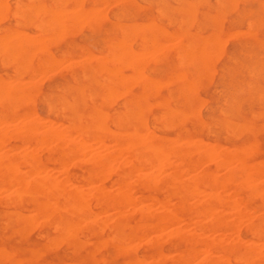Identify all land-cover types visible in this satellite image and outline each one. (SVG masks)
Listing matches in <instances>:
<instances>
[{
    "label": "rangeland",
    "instance_id": "obj_1",
    "mask_svg": "<svg viewBox=\"0 0 264 264\" xmlns=\"http://www.w3.org/2000/svg\"><path fill=\"white\" fill-rule=\"evenodd\" d=\"M0 1H1L0 2V8H1L0 35L4 34L0 38L1 40H4L7 37L6 40H4L7 43H4V41L0 40L1 41L0 49H3L4 46L9 45L7 46L8 50L5 49L6 47H4L5 50L4 49L0 50V58H1V55H2L1 59H3V56H4V59L2 61H6L7 57H8L7 60L9 59L6 62H2L0 60L1 61L0 62V78H1L0 81H6L7 82L6 87L10 89L13 88L14 85H16V87L19 88V91L21 93L20 99H18L19 101L18 100L12 101L9 99H4L5 101L3 100L2 106L4 109L6 108L8 111L5 117L0 118L1 122L4 120L2 124L0 123L1 125V128H0V133H1L0 173L3 172L2 173L3 175L0 174V189L2 190V192H0V195H1L0 222L2 223V224L0 223V248L1 247L2 249L4 248L3 251L2 249H0V264H13V261L16 264H33V263L34 264H112V263L113 264H127L128 261H129L128 264H132V257L134 254L136 256L142 257L145 253L149 251V248L146 244V239H147L146 236L149 237L148 236L149 233L148 234L147 232L144 233V231L141 232L140 236L142 240H139L140 242L138 241L132 242V241L125 240V239L116 238V235L114 234L115 230H113L114 228L112 229L111 227L103 228L100 224L97 225L96 220H95L96 222H93L94 219H98V218L101 219L103 217H104L103 219H106V217L108 218L107 215L110 212H112L111 210H109V213L108 211H106L107 213L103 212L104 214H101L99 212L100 211L99 208L97 207V205H95L96 201L94 199L89 201L88 209L91 206L89 211L87 210L86 204L80 203L77 206H73L72 210H68L69 212L65 210L58 214H56V212H46L43 214L40 213L38 215L37 214L33 215L34 212L32 211V209H30V208H33L32 203L29 201L28 198H24L23 200H20L19 198L20 189L16 187L18 186V184L20 185V183L18 181H15L12 176L14 174L17 175L18 173L20 175L22 174L21 177L26 175L24 176V179L26 181L31 182L30 180L33 179L35 174H38V176L39 174H42V175L44 174V176H48V175L54 176L55 175L54 177H56L57 180L62 179V181L65 182V184H67L69 188L73 187V185L75 186V183L76 185L80 184V185H83V187L88 193H91L90 188L95 184L94 182H96L97 184H103L106 188L113 189L114 182L112 181H114L117 178V175L116 174L113 175L112 170H111L112 172L110 170L109 171L105 170L103 172V175H106V176L102 177L103 175L102 176L100 175L99 177H101L102 179L99 178V181H98L97 179H98L99 172H96L97 170H95V172L91 171L92 167H91L89 160H90L91 155L99 158V157L105 156L107 153L109 154V152H112L113 157H115V153L113 152H115L116 150H113V144L116 142V144L118 143L117 144L118 147L119 145L120 146L125 145L124 147L127 146V143H128L127 138H122L120 137V135L122 134L124 128L128 126L129 124H138V121H142L143 123L142 122H139V123L142 124L143 130H146L147 134L149 133V130L151 132L153 131L152 132L153 135L155 137H157V135L161 137V138L159 137L157 138H159V140L161 139V141L164 143L167 142V140L169 141V139L170 140L174 139V137L176 138L178 136L188 135L197 140V141H192L191 143H189V145L192 144L194 146L195 144L197 145L199 143H202V145H204L206 149H217L218 151L226 149V148L227 149L232 148L233 146L248 144L247 146L250 149L249 150L250 154L254 159H264V95H263L264 94L263 92L264 91V83H263L264 80L262 81V79L264 78L263 76V73H264L263 71L264 70V39H263L264 38V0H219V1L218 0H65V1L60 0V2H58L59 0L58 1L56 0L55 1L54 0H36V1L32 0L35 4L31 0H26V1L25 0H0ZM63 1L65 3H63ZM19 3L20 4L22 3L21 4L22 6ZM78 3L79 5H77ZM55 4L60 6L58 9L56 6V10L54 9ZM27 5H28V8H27ZM40 6L42 7L44 12H46V7H48L51 10L48 9V14L47 13L43 14V12H41L42 9H40ZM35 8L36 9L38 8L40 11L37 12L38 10L36 11ZM160 11L163 14H161ZM17 12L20 13L21 15L20 18L18 17L19 14ZM49 12L53 13V14H50L52 18H50ZM77 13L79 14V16ZM204 13L207 18L203 16ZM235 13H238V14H235ZM1 15L3 16L2 19H1ZM24 17L26 18L25 20L22 19ZM47 17H49L50 19ZM260 17H261V20H259ZM31 18H33V20H31ZM93 18L94 20H92ZM210 18H212L211 21H210ZM27 19H30V20L27 21ZM51 19L53 22L52 25L55 24L54 27L50 24L52 23ZM66 19L67 21L68 19L70 20L68 23V26L69 24H71L70 28L67 27ZM44 20L48 22H44ZM58 20L60 21V23H62L61 21H63V23L65 22L66 23V24L64 23L65 26L63 23H62V26L60 23H57L56 25L55 22H58ZM24 21H26V25L25 24L23 25V23H25ZM149 21H151L150 22L151 24L149 23ZM14 23L16 24L20 23V25L18 26ZM45 23L50 24L48 26H50L51 28H49ZM148 23L150 26L148 25ZM34 24H37V26L40 27V30L38 27L36 29L35 27L36 25L34 26ZM89 25H91L92 28H90ZM56 26L57 27L59 26L58 29ZM3 28H5L4 31L2 30ZM14 28L19 32L17 33V31H14L13 30ZM160 28L163 29L164 31L162 30L161 32ZM54 29H57V30L55 31ZM10 30H11L12 35H10L11 34ZM49 30L50 31L52 30L53 33H51L52 31L49 32ZM39 31L42 33H40ZM157 31L161 32L162 34H160ZM238 33H244V34H238ZM48 35L50 36L49 38H51L52 36L55 38L56 36L55 41L53 37L50 40V42L53 41L52 42L53 44L49 42ZM143 35L145 37H143ZM20 37H23L24 39H28L27 41H29V44H28L30 46L29 48L33 49V50L31 49L32 52L29 55L30 57L27 56L28 58H26V61L24 60L25 58H21V56H18V53H17L16 58L12 54V46L14 47L16 43L20 42ZM12 38L18 39V42L14 39L12 40ZM146 38H149V39L147 40ZM30 39L32 40L31 43H30ZM146 40L147 42H144ZM213 40L218 41V43L217 42L214 43ZM33 41H34L33 45H30L32 44ZM189 41L190 43H188ZM13 42H15V44ZM110 43H111V46H110ZM114 43L116 45L115 47H117L116 51L114 50L115 48H113ZM142 44L146 46V48L148 49L144 48ZM36 45H40V46H36ZM34 46L36 48H34ZM160 47L163 49H161ZM216 47L217 48L220 47V48L216 50ZM210 48H213V50ZM10 49H11V53H10ZM80 49H82V51ZM118 49L119 50L122 49L120 53H118L119 52ZM143 49L144 50L146 49L145 52ZM6 50H7V54H6L7 56L4 54L6 53ZM177 50H178V53H177ZM1 51L3 53H1ZM40 51L43 53H40ZM113 51L115 52V56L112 55ZM150 51H151V55L149 53ZM34 52L35 53L37 52V53L35 54ZM49 52L51 55L49 54ZM141 52L142 54L144 53L143 56L144 57L146 56L145 58L142 56ZM158 52L160 54L163 53V56H160ZM184 53H186V55H184ZM118 54L120 57H124V58L120 59ZM124 54H127V55L129 54V56L126 55L129 58L125 59ZM131 54H132V57H131ZM39 55H40V58L37 59V56ZM109 55L110 56L112 55V57L114 58L112 59L111 57L109 59L108 58L110 57ZM195 55H196V58H195ZM52 57H53V60L50 59ZM98 57H99V60H98ZM103 57L104 59L101 61V58ZM139 57L143 58L141 59L142 61L144 60L143 63L139 60ZM29 58L32 60L30 61ZM47 58H49L48 62L46 61ZM89 58H92V59H89ZM22 59L23 61H25L26 63L28 62V63L26 64L25 62H20L22 61ZM108 59L111 60L112 62L111 63L110 61L108 62ZM145 59L146 60L148 59L146 63H145ZM41 60H44V62ZM85 60H88V61L85 62ZM96 60H98L100 64L96 62ZM114 60L115 62H113ZM116 60H118L119 62L122 61V63H119ZM36 61L39 62L38 66H37V63H34ZM131 61L132 62L134 61V63L139 66L138 68L140 70H137V73L140 72L138 75H140L141 77L139 76V78L144 81L143 85L149 82L150 85L147 83L149 86L148 87L146 86L147 87V88L145 87L146 89L141 85L142 80L140 81L139 79L137 80L138 76L136 72H135V75L137 78H134L133 80L131 79V81L125 79L127 83L131 84L132 87L130 88H128L129 84L127 85L125 81H122V84H120V82L115 83L113 81V80H116L113 75L115 71L119 70L118 72H121L122 74L124 73L126 75L128 73L129 75L133 74L130 68L128 67L129 64H132ZM8 62H11V63H8ZM138 62L139 64H137ZM178 62H180L179 65H178ZM5 63H7L8 65L7 64H6L7 66L3 65ZM21 63H25V67L23 66L24 64L21 65ZM140 63L144 65L141 66ZM98 64L99 65L102 64L101 65L102 68H100L102 69L101 70L102 72L99 70ZM112 64H114L115 66ZM28 65L29 67H27ZM70 66L72 67L70 68ZM103 66L105 67L103 68ZM94 68H96V71H94L95 70ZM104 69H106V71H104ZM14 70L16 73L14 72ZM45 70H47L48 72ZM4 71L8 73L6 77H5L6 74ZM34 71H37V72H35L34 74ZM71 71H74V72H71ZM70 73L74 76H72ZM179 73H182V76L179 75ZM174 75H175V81L174 79L173 80L171 79L172 81H170L169 77L172 78V76ZM252 75H254L253 78H252ZM10 77H15V78L10 79ZM73 77H75V79ZM87 77H88V80L90 81L87 80ZM182 77H183V80H182ZM110 78H113V80L111 81ZM150 78H152L153 80H151ZM184 80L187 81L188 83L185 82ZM159 81H162L160 82V85H161L160 87L162 88L157 87L158 89L155 90L156 86H154L155 85L154 83H156V85L158 86ZM101 82L103 86L101 85ZM133 82H136L134 83L135 85L133 84ZM109 83L110 85L111 84L112 85L109 86V90H108L107 85H109ZM161 83L167 86H164ZM237 83H239V86ZM249 83L250 85H248ZM124 85H125V88L123 87ZM151 85H153L152 88L150 87ZM141 86L144 90H142ZM104 87L105 89H107L106 91L104 90ZM153 87L155 88L153 89ZM188 87L190 88V90ZM111 88L118 90V92L121 93L123 96L122 95L119 96L120 94L117 93V91H114L115 94L112 95L111 91H113L114 89H111ZM149 88H151V90ZM183 88L185 92H182ZM149 90L150 92L152 91L151 92L152 94L149 92ZM124 91H127V94ZM168 91H171L169 92V95H168ZM179 91H180V98L177 97L179 94L178 93ZM104 92H106L105 94L108 95L107 98H106L107 95L103 97ZM145 92L147 93L144 94ZM88 93H90L91 96ZM260 93L261 94L263 93L262 97L260 96L261 98H258L257 96H259ZM118 96L120 99L118 98ZM184 96L186 98L188 97L189 99L188 98L186 99ZM111 97L114 99H112ZM89 98H91V101ZM102 98L104 99L111 98L112 102L110 100H107V101L105 100V102L103 101L104 102L103 103L101 101ZM131 99L133 102L131 101L130 103ZM97 102L99 103L102 102V103L99 105V103ZM123 102L124 104H122ZM200 102L201 104H199ZM157 104H160V105L158 106ZM259 104L261 105V107ZM124 105L129 108L125 109L126 107L124 108ZM144 106L146 107V109ZM140 107H142V109ZM168 108L172 111L169 112ZM94 109H95V112L97 111L95 114H97L99 110L102 117L100 116V113H98L97 118H96V115H94L95 119L92 118L93 115L91 114H94L93 113ZM194 109L197 111L195 112ZM135 110L137 112L139 110H142V112L139 111L137 114L141 112L140 115L135 116L136 115L134 114L136 113ZM165 110H167L170 115H167L165 113L166 117L161 115V118H162L161 119L159 113L162 112L164 115ZM180 111H182L181 112L182 115ZM188 111H192V112H188ZM171 112H174V113H171ZM131 113L133 114V116H130ZM61 114L64 116H62ZM116 114H119V115L121 114L120 115L121 118L120 117L117 118L118 116ZM251 114L253 116H250ZM178 115L180 118L178 117ZM232 115H235V116L232 117ZM98 116L100 117L98 118ZM153 116H155V118L157 119L155 120ZM168 117H169V121H168ZM100 118L101 119L103 118V121L101 120V124H103L102 129L100 128V123H99ZM134 118L136 120H133ZM48 119L50 121H47ZM118 119H119V126L117 124H112L115 121H116L115 123H118ZM95 120H99V121L96 122ZM175 120H178L179 122L176 124L174 123ZM68 121L69 122L73 121L76 125L85 128L87 130V133L80 136L81 134H79L78 132H77L78 134L73 130L70 132V128H68L69 126L68 127L66 126L70 124ZM155 121H158V122H155ZM19 122H21V124L35 123L38 125L39 128L41 127L40 125L41 122L42 124L47 125V127L45 125H42V127L45 126L46 128L41 127L40 130L42 129L47 130L53 126L52 128L54 130L57 129L56 131L62 133V136L60 139L61 144L65 141L64 140L65 134L70 133L72 134L71 138L74 143H78L77 141L80 142L79 144L84 142V151L82 152L81 150L79 154L78 153L76 154L74 152L71 154L72 151H70L68 152L70 155L67 153V150L65 151V153H62L63 149L61 148L60 150V147L56 146V142L52 138L48 140H52L53 144L55 143L54 147L51 141H49V143L48 142L46 143V147L34 146L35 143H33L32 141L33 137L29 141H27L24 138L22 139L19 137L20 135H22L19 129L20 128ZM3 123H5L7 128L6 126L4 127ZM92 123L94 127H92ZM170 123H171V126H170ZM173 123L176 125L173 126L172 125ZM226 123H228V125H225ZM85 125L86 127H84ZM114 125H116V127ZM163 125L164 127H166L167 125V127L164 128ZM200 125L201 127H199ZM203 125H205V127ZM230 126L231 127L233 126L232 130L229 129ZM15 127L18 128L19 130L16 129ZM88 127H89V130H88ZM238 127L240 128V130ZM202 128H205V130H203ZM14 129H16L15 130L16 132L17 130L19 131L17 133L18 134L17 136H15V134H12ZM96 130L99 131L100 133L96 135V136L100 135L99 137L100 139L94 136V134H96ZM102 130L105 131L104 136L101 135L103 134ZM200 130L201 132H199ZM227 130L229 132H227ZM110 131L113 132V133L111 132L112 135L110 134ZM91 132L93 135H91ZM115 132H117V137L119 138L115 136L116 138L114 141L113 135L116 134ZM226 132L228 135L226 134ZM230 132L231 134L233 133V135H230L229 134ZM10 134L12 135V137ZM3 135H4L3 138L7 140V141L4 140L5 144L4 142H2ZM7 135H8V138H7ZM111 136H113V138H111ZM168 137H173V138H168ZM112 141L114 142L112 143ZM180 141H181L180 144H184L183 139H181ZM250 142H253L252 147L253 149H255L254 151L252 147H250V145H252ZM49 144L50 146L52 145L51 148H53V150L55 149V152L51 151L52 149L50 148ZM117 146L115 147V149L118 148ZM254 146H256V148ZM47 147L50 150H48ZM7 148H9V152L7 151ZM44 148H47V149H45L44 151ZM58 151L59 152L62 151L61 156L63 158L60 156H57V155H60L58 154ZM252 151L253 153H251ZM6 152H8L7 153L8 156H6ZM126 154L127 153L125 154L122 153L121 155L126 156ZM74 155L76 157L74 158L76 162L72 160L73 159L72 157H74ZM56 160L57 161L59 160V163L61 162V166L60 164H58V162H56ZM62 160L64 161L70 160V161L66 163L67 164L66 165L65 162L64 164L62 163L63 162ZM71 161H74L75 163H80L81 161V163L75 164L74 162H71ZM205 162L209 163L210 161L206 160ZM205 162L204 163L202 162V165L205 164ZM207 163L206 165L202 167L200 166L197 167L196 170L195 169L190 170V173L188 172L189 170L188 171L186 170L187 172H184L186 167L185 166L183 167V165H180L178 168L181 169L180 172L181 174H184L183 175L184 178L188 179L191 177L192 174H199L201 170H204V169L215 170V167H214L215 165L213 162H210L209 164ZM73 164L77 166H74ZM108 165H109L108 167H110L111 164H108ZM8 166H9V169H7ZM62 166L63 167L67 166L68 168L66 167L67 169H65ZM112 166L113 165H111V167ZM45 167H47L48 169ZM229 167H226V168L224 167L222 169L220 168L219 170L216 171L217 181L219 178V181L217 182V188H218V191H221L220 193L223 195L224 193L226 194L230 190L228 191L226 187H223L224 184H221L222 186H220L219 182L225 178L224 176H226V173ZM28 168H31V169L28 170ZM6 169L10 170L11 175L8 173L9 171H7ZM64 169L66 170L65 175H63ZM11 170H15V171H11ZM32 170L33 171L37 170V171L33 174ZM168 170L169 168H166L163 171H160L161 173L160 174L159 171H156V169L149 168L146 170L149 173V175L145 174V176L147 175L146 176L147 178L151 177L152 180L160 179L169 173L170 170L169 171ZM12 172L13 173L15 172V173L13 174ZM27 173H29V178H28ZM107 174L109 177L106 178L105 180V177H107ZM151 174L154 176H152ZM5 175L10 176L9 178H12V181L10 180L11 181L10 183L8 182L9 179H7V176ZM81 175L83 177H81ZM72 178L73 180L69 181ZM82 178L85 180H82ZM254 178L258 181V183L260 182V180L263 182L264 173L260 174V176L259 174L258 176L255 175ZM3 180L5 181L7 186L10 184L9 188L5 185ZM67 181L69 183L71 182V185L67 183ZM12 182H14V184H12ZM16 182H17V185H16ZM92 183L94 184L92 185ZM11 184L15 186H12ZM4 188L5 190L3 191ZM263 188H264L263 185H260V190H262ZM9 189H11V191ZM13 189L15 191L18 190L19 193L14 194L15 191ZM8 192L9 193L11 192L13 196L11 194H10L11 196H9ZM4 193H6L7 196H5ZM15 200H17L18 205ZM198 201H199L198 199L197 201L194 200L195 204L196 202L198 203ZM14 202L16 203L12 204ZM260 203H261V199L259 196L257 197L254 196L250 200V205L256 209L258 208ZM68 204L71 205V202H68ZM2 205L3 207H1ZM139 205L141 206V203H139L138 205L135 204L132 209H135L134 208L135 206L139 208ZM79 207L82 208L81 209L82 211L80 210ZM2 208H3V211H2ZM24 208L28 210H24ZM167 209L172 210V208H170L169 206H167ZM29 210L33 213L31 214ZM76 210H77V213H76ZM90 210H92L93 212ZM14 211H15V214L17 213L16 215L14 213L13 214L10 213ZM17 211H20L24 214L30 213L32 216L30 214L29 216L28 214L27 216L21 215L23 216V218L24 217L27 218L26 221L23 219L18 220V218L20 217L19 214H22V213L17 212ZM70 211H73V212H70ZM96 211L98 212L96 213ZM248 212L251 213L250 210H248ZM256 212H258V214L253 213L255 217L259 216L260 214L259 210H257ZM90 213H92L93 215H96L94 216L93 220H90L93 217ZM88 214H90L91 216H89ZM3 215L5 217H3ZM46 215H47V219H45ZM87 215L89 219L88 221H87ZM99 215H102V216H99ZM81 216L86 217V219L85 218L83 219ZM228 216L229 218L231 217V215L227 214V217ZM7 217L9 218L10 221L8 220ZM48 217H50V219H48ZM39 218L41 219L39 220ZM110 218L112 219L110 222H112L114 220V217L112 216ZM208 218L209 217L204 216L203 220L208 222ZM38 220H39V223H41L42 221L41 225L44 224L43 223L44 220L45 222L47 221L48 222L45 223V225L42 226V229H41V227H36V225L39 224ZM69 222L71 223L70 226H69L70 224ZM89 222H92L90 223V225L91 224L93 225L89 226L88 225ZM50 223H51V226L48 225L49 226L48 227L47 224H50ZM63 223H64V226H63ZM26 224H28V227L32 225V228H34L35 226V229H32L31 227L27 228L25 226ZM59 224H62L61 227ZM17 225H20V226H17ZM3 226L5 229L3 228ZM22 226L24 227L25 231H27L26 233L23 231L24 229L22 230V228H20ZM53 226H54V229H53ZM65 226L67 228H65ZM247 226H249L248 223L240 224V228L238 227V229H236L234 232H230L227 235H225L224 239L227 242H231V243L239 239H242V240L244 239V241H246L247 243H252L256 245H258V243L260 244V239L258 237L252 236L250 232L248 231ZM17 227H19V229ZM164 227L165 229L164 228L162 229L163 233L161 232V230L157 231L158 234H160V232L163 234V237H161L162 239L160 241L161 243L159 242L158 247L165 254H167L168 258L165 259L167 260L166 262L164 260V262L160 264H170L172 261V258L175 257L179 252H182L191 247H196V248L199 247L198 249L199 252L201 251V249L203 251L204 248H201L200 244L192 246V244L190 243L186 242L185 244V241L177 240L178 238L174 237L173 235L172 237H170L169 235L172 234L171 231H173L171 228L172 226L167 225ZM63 228L65 230L68 229L67 232L64 231ZM69 228L71 230H69ZM75 228L78 229V231L76 230L78 234L73 232V229ZM10 229L12 231H14L15 229V231L12 232L10 231ZM17 229L20 230V232ZM79 229L80 231H82L81 229H83L84 231L80 232ZM169 229L171 232L170 234H168ZM99 230L101 231V233ZM94 231L97 233H94ZM194 231L197 234H201V235L204 234L203 236H206L212 239L216 238L217 233H218V232H210V231H205V230L201 231L198 229ZM72 232L73 234H71ZM165 232H166V235H165ZM22 233L27 234V236L24 237L25 234H22ZM89 233H90V237H89ZM60 234L63 235V238L60 237ZM70 234L71 236L73 237L76 236V237L72 239ZM79 234H81V236ZM143 234H146V235H143ZM4 236L7 238H5ZM96 237H97V240H96ZM107 237H111V239H113V242L112 240L107 239ZM79 238H80L81 243L79 242ZM114 238H116L117 240ZM48 239L50 241H48ZM53 239H56L55 240L56 245H55V242H53V247L55 245V247L57 246V248L55 247L53 248L51 244L48 245L49 243H52L51 240ZM90 241H92V243ZM72 243L76 246L74 247ZM46 244L50 246L52 249L50 247L46 248L45 247ZM104 244L106 245L105 249H104ZM119 245H121L122 247H120ZM123 247L125 249H121ZM133 248H135V250ZM96 249H98L99 252ZM5 250L6 252H4ZM25 250L26 252H24ZM123 250H125V254L122 252ZM40 251L41 253L44 252V254L42 253L43 255H41ZM9 252L13 253L14 255L11 253L9 254ZM100 252H103V253H100ZM207 253L210 255H217L216 251L209 252L206 249H204L203 252L197 253L189 261L188 264H194V263L202 264L201 259L203 255L205 256ZM113 254H115V256ZM101 256L103 259L101 258ZM23 258L24 260L20 261ZM150 261H151L150 259H145V264L146 263L155 264V263H151ZM230 263L238 264L233 259L230 260Z\"/></svg>",
    "mask_w": 264,
    "mask_h": 264
},
{
    "label": "bare ground",
    "instance_id": "obj_2",
    "mask_svg": "<svg viewBox=\"0 0 264 264\" xmlns=\"http://www.w3.org/2000/svg\"><path fill=\"white\" fill-rule=\"evenodd\" d=\"M26 1V0H25ZM32 1V0H31ZM36 1V0H35ZM55 1V0H54ZM56 1H58V0H56ZM65 1V0H64ZM63 1V3H65ZM219 1V0H218ZM1 2V1H0ZM3 2V1H2ZM20 2V1H19ZM33 2V1H32ZM50 2H52V1H50ZM58 2H60V0L58 1ZM62 2V1H61ZM113 2V1H112ZM31 3V2H30ZM34 3V2H33ZM56 3V2H55ZM135 3V2H134ZM177 3H179V2H177ZM2 4V3H1ZM20 4V3H19ZM22 4V3H21ZM20 4V5H21ZM29 4V3H28ZM32 4V3H31ZM35 4V3H34ZM61 4V3H60ZM221 4V3H220ZM37 5V4H36ZM41 5V4H40ZM77 5H79V3L77 4ZM135 5V4H134ZM22 6V5H21ZM39 6V5H38ZM55 6V10H56V6H57V9L60 7V6H58V5H54ZM35 7V6H34ZM42 7H43V5H42ZM42 7L40 6V9H42ZM137 7V6H136ZM27 8H28V5H27ZM39 8V7H38ZM36 9V11L37 12H39L40 10L39 9ZM52 8V7H51ZM26 9V8H25ZM30 9V8H29ZM34 9V10H35ZM48 7H46V12H44L43 11V9H42V11L41 12H43V14L44 13H47L48 14ZM53 9V8H52ZM17 10V9H16ZM49 10H51V9H49ZM157 10V9H156ZM181 10V9H180ZM184 10V9H183ZM0 11H1V8H0ZM18 11V10H17ZM159 11V10H158ZM185 11V10H184ZM261 11H263V10H261ZM5 12V11H4ZM3 12V13H4ZM36 12V13H37ZM51 12V11H50ZM49 12V16H50V14H53V13H50ZM52 12H53V10H52ZM78 12V11H77ZM18 13V12H17ZM17 13H16V15H17ZM22 13V12H21ZM33 13V12H32ZM55 13V12H54ZM160 13L161 14H163L161 11H160ZM5 14V13H4ZM19 15H18V17L20 18L21 17V15H20V13H18ZM56 14V13H55ZM58 14V13H57ZM78 14V13H77ZM235 14H238V13H235ZM3 15V14H2ZM1 15V19H2V16ZM93 15V14H92ZM91 15V16H92ZM115 15V14H114ZM56 16V15H55ZM54 16V17H55ZM77 16V15H76ZM78 16H79V14H78ZM90 16V17H91ZM203 16H205V13H204V15ZM17 17V16H16ZM42 17V16H41ZM57 17V16H56ZM89 17V18H90ZM93 17V16H92ZM114 17V16H113ZM206 17V16H205ZM239 17H240V15H239ZM47 18H49V17H47ZM50 18H52V16H50ZM49 18V19H50ZM58 18V17H57ZM96 18V17H95ZM207 18V17H206ZM22 19H26L25 17L24 18H22ZM70 19V18H69ZM68 19V21H67V19H66V21H67V27L68 28H70V26H71V24H69V26H68V23H69V20ZM116 19V18H115ZM187 19V18H186ZM211 19L212 18H210V21H211ZM257 19H258V17H257ZM30 19H27V21H29ZM31 20H33V18H31ZM53 20H54V18H53ZM92 20H94V18L92 19ZM168 20V19H167ZM170 20V19H169ZM180 20V19H179ZM259 20H261V17H260V19ZM258 20V21H259ZM1 21V20H0ZM18 21V20H17ZM17 21H16V23H17ZM57 21V20H56ZM153 21V20H152ZM155 21V20H154ZM181 21V20H180ZM190 21V20H189ZM25 23H23V25L25 24L26 25V21H24ZM44 22H48V21H46V20H44ZM51 22H52V19H51ZM62 23H63V21H61ZM151 21H149V23H150ZM156 22V21H155ZM170 22V21H169ZM242 22V21H241ZM254 22H255V20H254ZM16 23H14V24H16ZM56 23V25H57V23H60V21L58 20V22H55ZM62 23H60L61 24V26H62ZM65 23V22H64ZM63 23V24H64ZM90 23V22H89ZM116 23V22H115ZM149 23H148V25H149ZM154 23V22H153ZM168 23V22H167ZM187 23H189V22H187ZM253 23V22H252ZM47 26L48 25H52L53 24V22L52 23H50V24H48V23H45ZM60 24H59V26H60ZM66 24V23H65ZM65 24H64V26H65ZM119 24V23H118ZM151 24V23H150ZM241 24V23H240ZM16 25H20V23H18V24H16ZM36 25V26H35ZM169 25H171V24H169ZM169 25H168V27H169ZM179 25V24H178ZM197 25V24H196ZM34 26L36 27V29H37V24H34ZM53 27L55 26V24L54 25H52ZM58 26V27H59ZM73 26V25H72ZM90 26V28H92L91 27V25H89ZM150 26V25H149ZM159 26V25H158ZM49 28H51L50 26H48ZM57 27V26H56ZM58 27H57V29H58ZM128 27V26H127ZM153 27V26H152ZM156 27V26H155ZM155 27H154V29H155ZM161 27V26H160ZM179 27V26H178ZM7 28V27H6ZM34 28V27H33ZM39 28V30H40V27H38ZM65 28V27H64ZM67 28V29H68ZM73 28V27H72ZM113 28V27H112ZM123 28V27H122ZM8 29V28H7ZM57 29H54L55 31L57 30ZM89 29V28H88ZM120 29V28H119ZM158 29V28H157ZM3 31L5 30V28H3L2 29ZM1 30V31H2ZM14 31H17L15 28L13 29ZM121 30V29H120ZM143 30H145V29H143ZM159 30V29H158ZM160 30H161V32H162V30L163 29H161L160 28ZM14 31H13V33H14ZM52 31V30H51ZM50 30H49V32H51ZM55 31H54V33H55ZM111 31H112V29H111ZM141 31H142V29H141ZM164 31V30H163ZM6 32V31H5ZM19 31H17V33H18ZM40 32V31H39ZM42 32H43V30H42ZM42 32H40V33H42ZM44 32H46V31H44ZM61 32V31H60ZM136 32V31H135ZM157 32H159V31H157ZM161 32H159L160 34H162ZM239 32V31H238ZM3 33V32H2ZM1 33V34H2ZM10 33H11V30H10ZM36 33H38V32H36ZM35 33V34H36ZM46 33H48V32H46ZM51 33H53V31L51 32ZM64 33V32H63ZM122 33V32H121ZM144 33V32H143ZM146 33V32H145ZM165 33V32H164ZM167 33V32H166ZM214 33V32H213ZM7 34V33H6ZM59 34V33H58ZM62 34V33H61ZM238 34H244V33H238ZM2 35H4V34H2ZM2 35H0V37H2ZM8 35V34H7ZM6 35V36H7ZM10 35H12V33L10 34ZM23 35V34H22ZM26 35V34H25ZM40 35V34H39ZM51 35V34H50ZM54 35H56V34H54ZM72 35V34H71ZM138 35V34H137ZM159 35V34H158ZM16 36V35H15ZM20 36V35H19ZM46 36V35H45ZM64 36V35H63ZM65 36H66V34H65ZM136 36V35H135ZM11 37V36H10ZM27 37V36H26ZM50 36L48 35V40H49V42H50V40H51V38L53 37H51V38H49ZM122 37V36H121ZM143 37H145L144 35H143ZM182 37V36H181ZM4 38H5V36H4ZM7 38V37H6ZM6 38L4 39V40H6ZM18 38V37H17ZM38 38V37H37ZM58 38V37H57ZM210 38V37H209ZM263 38V37H262ZM11 39V38H10ZM14 38H12V40H13ZM39 39V38H38ZM53 39H54V41H55V39H56V36H55V38L53 37ZM143 39V38H142ZM147 40L149 39V38H146ZM178 39V38H177ZM206 39V38H205ZM208 39V38H207ZM224 39V38H223ZM264 39V38H263ZM0 40H1V38H0ZM4 40H1V41H4ZM14 40H16L17 42H18V39H14ZM28 39H24L23 37H20V42H18V43H16L15 44V42H13L14 44H15V46L13 47L12 46V54L14 55V57L16 58V56H17V53H18V56H21V58H25L24 60L26 61V58H28V57H30L29 55H30V53L32 52L31 51V49L32 48H29L30 46L28 45L29 44V41H27ZM35 40V39H34ZM47 40V41H48ZM107 40V39H106ZM140 40V39H139ZM147 40L146 41H144V42H147ZM218 40V39H217ZM226 40V39H225ZM0 41V42H1ZM27 41V42H26ZM31 39H30V43H31ZM43 41V40H42ZM57 41V40H56ZM143 41V40H142ZM203 41V40H202ZM214 41V40H213ZM12 42V41H11ZM11 42H10V44H11ZM38 42V41H37ZM53 41H51L50 43L51 44H53L52 43ZM178 42H180V41H178ZM215 42H217L218 43V41H214V43ZM4 43H7V42H5L4 41ZM33 43H34V41L32 42V44H30V45H33ZM46 43H48V42H46ZM50 43H48V44H50ZM129 43V42H128ZM188 43H190V41L188 42ZM188 43H186V44H188ZM209 43V42H208ZM217 43H216V45H217ZM2 44V43H1ZM27 44V45H26ZM38 44V43H37ZM39 44H41V43H39ZM123 44V43H122ZM179 44V43H178ZM192 44V43H191ZM210 44V43H209ZM4 45V44H3ZM109 45V44H108ZM143 45V44H142ZM141 45V46H142ZM169 45V44H168ZM167 45V46H168ZM180 45V44H179ZM215 45V46H216ZM7 46H9V45H6V46H4V47H6L5 49H7ZM28 46V47H27ZM36 46H40V45H36ZM110 46H111V43H110ZM114 46V47H113ZM113 48H115L114 50L116 51V48L117 47H115L116 45H115V43L113 44ZM144 46V45H143ZM142 46V47H143ZM171 46V45H170ZM187 46V45H186ZM214 46V47H215ZM255 46V45H254ZM257 46H259V45H257ZM4 47H3V49H4ZM155 47V46H154ZM199 47V46H198ZM213 47V46H212ZM218 47V46H217ZM216 47V50L217 49H219V48H217ZM253 47V46H252ZM1 48V47H0ZM34 48H36L35 46H34ZM123 48V47H122ZM141 48V47H140ZM144 48H146V46H144ZM161 48V47H160ZM255 48V47H254ZM3 49H0V50H3ZM4 49V50H5ZM130 49V48H129ZM142 49V48H141ZM146 49H148V48H146ZM145 49V50H146ZM156 49V48H155ZM161 49H163V48H161ZM169 49V48H168ZM210 49H212L213 50V48H210ZM258 49V48H257ZM8 50V49H7ZM7 50H6V53H4L5 55L7 54ZM33 50V49H32ZM81 51H82V49H80ZM107 50H108V48H107ZM122 49H118V53H120V51H121ZM125 50V49H124ZM144 50V49H143ZM145 50H144V52H145ZM157 50V49H156ZM164 50H166V49H164ZM170 50V49H169ZM186 50V49H185ZM188 50V49H187ZM195 50V49H194ZM45 51V50H44ZM111 51V50H110ZM127 51V50H126ZM189 51H191V50H189ZM196 51H197V49H196ZM196 51H195V53H196ZM108 52V51H107ZM114 52V51H113ZM113 52H112V55H114L115 56V52H114V54H113ZM128 52V51H127ZM163 52V51H162ZM242 52V51H241ZM1 53H3L2 51H1ZM10 53H11V49H10ZM35 53V52H34ZM37 53V52H36ZM35 53V54H36ZM40 53H43V52H41L40 51ZM132 53V52H131ZM150 53V55H151V51L149 52ZM148 53V54H149ZM159 53V52H158ZM177 53H178V50H177ZM209 53H210V51H209ZM208 53V54H209ZM20 54V55H19ZM33 54V53H32ZM49 54H50V52H49ZM106 54V53H105ZM141 54H142V52H141ZM144 54V53H143ZM143 54H142V56H143ZM162 54V55H161ZM159 53V55L160 56H163V53ZM242 54V53H241ZM34 55V54H33ZM51 55V54H50ZM107 55V54H106ZM112 55L110 56V57H108L109 59L112 57ZM125 55V59L126 58H129V57H127V56H129V54L127 55V54H124ZM127 55V56H126ZM150 55H149V57H150ZM181 55H183V54H181ZM184 55H186V53H184ZM192 55H194V54H192ZM206 55H207V53H206ZM7 56V55H6ZM28 56V57H27ZM118 56H119V54H118ZM142 56H140V57H142ZM87 57V56H86ZM90 57V56H89ZM101 57V56H100ZM131 57H132V54H131ZM139 57V60L143 63V61L141 60V59H143V58H140ZM144 57V56H143ZM146 57V56H145ZM144 57V58H145ZM148 57V56H147ZM187 57V56H186ZM1 58H2V55H1ZM0 58V60L2 61L3 59H4V56H3V59H1ZM8 58V57H7ZM7 58H6V61H8L7 60ZM13 58V57H12ZM32 58V57H31ZM38 58H40V55L39 56H37V59ZM94 58V57H93ZM105 58H107V57H105ZM114 57H112V59H113ZM119 58L121 59V58H124V57H120L119 56ZM195 58H196V55H195ZM249 58H250V56H249ZM46 59V58H45ZM50 59H52L53 60V57L52 58H50ZM89 59H92V58H89ZM95 59V58H94ZM104 59V57L103 58H101V61ZM108 59V62L110 61V63L112 62L111 60H109ZM124 59V60H125ZM149 59H151V58H149ZM29 60L31 61L32 59H30L29 58ZM28 60V61H29ZM48 60H49V58H47V62H48ZM98 60H99V57H98ZM98 60H96V62H98ZM106 60V59H105ZM148 60V59H147ZM146 59H145V63H146V61H147ZM191 60V59H190ZM0 61V62H1ZM6 61H2V62H6ZM25 61H23V59H22V61H20V62H25ZM29 61V62H30ZM41 61H43L44 62V60H41ZM45 61V62H46ZM88 60H85V62H87ZM90 61V60H89ZM117 62H119L118 60H116ZM150 61V60H149ZM212 61V60H211ZM12 62H13V60H12ZM46 62V63H47ZM50 62V61H49ZM105 62V61H104ZM113 62H115V60L113 61ZM127 62V61H126ZM129 62H130V60H129ZM132 62V61H131ZM189 62V61H188ZM8 63H11V62H8ZM26 63V62H25ZM25 63H21V65H23L24 67H25ZM28 63V62H27ZM26 63V64H27ZM34 63H37V66H38V63L39 62H34ZM99 64H100V62H98ZM119 63H122V61L121 62H119ZM179 63L180 62H178V65H179ZM182 63V62H181ZM211 63H213V62H211ZM2 64V63H1ZM7 63H5V64H3V65H6ZM50 64V63H49ZM97 64V63H96ZM95 64V65H96ZM98 64V65H99ZM116 64V63H115ZM126 64V63H125ZM137 64H139V62L137 63ZM141 64V63H140ZM8 65V64H7ZM6 65V66H7ZM102 65V64H101ZM101 65H99V70L101 71L102 69H100V68H102L101 67ZM112 65H114V64H112ZM136 64L134 63V61L132 62V64H129V68H130V70L132 71V73L133 74H130L129 75V73L126 75V74H122L121 72H118V71H115V73L113 74L114 75V78L116 79V80H113V78H110L111 79V81L113 80L115 83H119L120 82V84H122V81H125V79L126 80H130L131 81V79L133 80L134 78H137L136 77V75H135V72L137 73V70H140L138 67V65H136ZM142 65H144V64H141V66ZM81 66V65H80ZM115 66V65H114ZM113 66V67H114ZM181 66V65H180ZM189 66H190V64H189ZM22 67V66H21ZM27 67H29V65L27 66ZM72 66H70V68H71ZM105 66H103V68H104ZM116 67H118V66H116ZM138 69H137V68ZM97 68V67H96ZM96 68H94L95 70L94 71H96ZM127 68V67H126ZM260 68V67H259ZM68 69V68H67ZM107 69H108V67H107ZM117 69V68H116ZM31 70V69H30ZM35 70V69H34ZM83 70V69H82ZM241 70V69H240ZM254 70H256V69H254ZM13 71V70H12ZM40 71V70H39ZM45 71H47V70H45ZM104 71H106V69H104ZM113 71V70H112ZM264 71V70H263ZM262 71V72H263ZM5 72V71H4ZM3 72V73H4ZM14 72H15V70H14ZM35 72H37V71H34V74H35ZM48 72V71H47ZM71 72H74V71H71ZM102 72V71H101ZM139 72V71H138ZM179 72V71H178ZM177 72V73H178ZM16 73V72H15ZM15 73H13V74H15ZM33 73V72H32ZM41 73V72H40ZM107 73V72H106ZM140 73V72H139ZM139 73H137V76H138V78H137V80L139 79V81L140 80H142V79H140L139 78V76L140 75H138ZM148 73V72H147ZM176 73V74H177ZM212 73V72H211ZM251 73V72H250ZM5 77L7 76V72H5ZM71 74V73H70ZM142 74V73H141ZM249 74V73H248ZM38 75V74H37ZM47 75V74H46ZM72 75V74H71ZM112 75V74H111ZM179 75H181L182 76V73H179ZM183 75H184V73H183ZM9 76V75H8ZM13 76V75H12ZM17 76V75H16ZM42 76V75H41ZM72 76H74V75H72ZM143 76V75H142ZM146 76V75H145ZM144 76V77H145ZM248 76V75H247ZM253 76L254 75H252V78H253ZM262 76V75H261ZM263 76H264V73H263ZM141 77V76H140ZM147 77V76H146ZM177 77V76H176ZM178 77H180V76H178ZM3 78V77H2ZM9 78V77H8ZM12 78H15V77H10V79H12ZM43 78H44V76H43ZM74 79H75V77H73ZM170 79V81H172L173 79H174V81H175V75L174 76H172V78L171 77H169ZM255 78H256V76H255ZM5 79V78H4ZM9 79V80H10ZM144 79V78H143ZM151 80H153L152 78H150ZM172 79V80H171ZM179 79V78H178ZM251 79V78H250ZM0 80H1V78H0ZM3 80V79H2ZM6 80V79H5ZM15 80V79H14ZM87 80H88V77H87ZM109 80V79H108ZM136 80V79H135ZM136 80V81H137ZM181 80V79H180ZM182 80H183V77H182ZM191 80H193V79H191ZM264 80V78L262 79V81ZM41 81V80H40ZM88 81H90V80H88ZM87 81V82H88ZM110 81V82H111ZM185 81V80H184ZM199 81V80H198ZM73 82H74V80H73ZM109 82V81H108ZM126 82V81H125ZM160 82H162V81H159V83H158V86L156 85V83H154L155 85L154 86H156V88L155 87H153V89L155 88V90H157L158 88H162V87H160L161 85H160ZM185 82H187V81H185ZM239 82V81H238ZM247 82V81H246ZM251 82V81H250ZM6 81H0V118H2V117H5L6 116V113H7V109L5 108H3V106H2V103H3V100L4 99H9V100H12V101H14V100H18V99H20V91H19V88L18 87H16V85H14L15 86V88H14V86H13V88H8V87H6ZM14 83V82H13ZM37 83V82H36ZM89 83V82H88ZM127 83V82H126ZM131 83V82H130ZM134 83H136V82H133V84ZM143 83H144V81L142 80V86L145 88L146 86L148 87L150 84H149V82H147V83H145V84H147V85H143ZM150 83H152V82H150ZM164 83V82H163ZM163 83H161V84H163ZM188 83V82H187ZM235 83V82H234ZM264 83V82H263ZM129 83H127V85H128ZM170 84V83H169ZM238 84V86H239V83H237ZM243 84V83H242ZM101 85H102V82H101ZM112 85V84H111ZM110 85V83H109V85H107L108 86V90H109V86H111ZM130 85V86H129ZM128 85V88H130V87H132L131 86V84H129ZM135 85V84H134ZM164 86H167V85H165V84H163ZM183 85V84H182ZM188 85V84H187ZM248 85H250V83L248 84ZM247 85V86H248ZM37 86V85H36ZM35 86V87H36ZM90 86V85H89ZM103 86V85H102ZM142 86H141V88H142ZM152 86L153 85H151L150 87L152 88ZM186 86V85H185ZM184 86V87H185ZM20 87V86H19ZM124 88H125V85L123 86ZM127 87V86H126ZM134 87V86H133ZM138 87H139V85H138ZM146 87V88H147ZM158 87V88H157ZM251 87V86H250ZM145 88V89H146ZM151 88H149L150 90H151ZM189 88V87H188ZM90 89V88H89ZM111 89H114V88H111ZM110 89V90H111ZM127 89V88H126ZM153 89H152V91H153ZM187 89V88H186ZM23 90V89H22ZM58 90H59V88H58ZM104 90L106 91L107 89H105V87H104ZM142 90H144L143 88H142ZM150 90H149V92H150ZM189 90H190V88H189ZM30 91V90H29ZM114 91H117V93H119L118 92V90H113V91H111L112 92V95L113 94H115L114 93ZM122 91V90H121ZM130 91V90H129ZM151 91V92H152ZM123 92V91H122ZM126 94H127V91H124ZM150 92V93H151ZM169 92H171V91H168V95H169ZM182 92H185L184 91V88L182 89ZM240 92V91H239ZM264 92V91H263ZM106 92H104V96L103 97H105V95H107V94H105ZM147 92H145L144 94H146ZM149 93V94H150ZM179 94H178V96L177 97H179L180 98V91L178 92ZM88 94H90V93H88ZM120 95L119 96H121L122 94L121 93H119ZM126 94H124V95H126ZM152 94V93H151ZM263 94V93H262ZM262 94L260 93L259 94V96H257L258 98H261L262 97ZM117 95V94H116ZM264 95V94H263ZM90 96H91V94H90ZM89 96V97H90ZM119 96H118V98H119ZM123 96V95H122ZM253 96V95H252ZM261 96V97H260ZM102 97V96H101ZM108 97V95L106 96V98ZM170 97V96H169ZM185 97V96H184ZM104 99V98H102V102L104 101L105 102V100L107 101V100H110L111 102H112V99H114V98H108V99ZM186 98V97H185ZM184 98V99H185ZM188 98V97H187ZM186 98V99H187ZM27 99V98H26ZM47 99V98H46ZM90 99V101H91V98H89ZM116 99H117V97H116ZM120 99V98H119ZM139 99V98H138ZM177 99V98H176ZM189 99V98H188ZM252 99H253V97H252ZM181 100H183V99H181ZM260 100V99H259ZM5 101V100H4ZM19 101V100H18ZM109 101V102H110ZM131 101H132V99L130 100V103H131ZM139 101H141V100H139ZM161 101V100H160ZM166 101V100H165ZM185 101V100H184ZM27 102V101H26ZM101 102V103H102ZM103 102V103H104ZM110 102V103H111ZM133 102V101H132ZM135 102V101H134ZM180 102V101H179ZM93 103V102H92ZM97 103H99V102H97ZM101 103H99V105L101 104ZM110 103H108V104H110ZM140 103V102H139ZM157 103H159V102H157ZM161 103V102H160ZM183 103V102H182ZM181 103V104H182ZM122 104H124V102L122 103ZM135 104V103H134ZM172 104H174V103H172ZM199 104H201V102L199 103ZM198 104V105H199ZM94 105V104H93ZM158 106L160 105V104H157ZM260 105V104H259ZM259 105H258V107H259ZM147 106H148V104H147ZM152 106V105H151ZM126 106L124 105V108H125ZM143 107V106H142ZM142 107H140L141 109H142ZM145 107V106H144ZM157 107V106H156ZM199 107V106H198ZM260 107H261V105H260ZM51 108V107H50ZM127 108H129V107H126L125 109H127ZM151 108V107H150ZM197 108V107H196ZM195 108V109H196ZM138 109V108H137ZM145 109H146V107H145ZM144 109V110H145ZM148 109V108H147ZM191 109V108H190ZM194 109V110H195ZM198 109V108H197ZM259 109V108H258ZM10 110V109H9ZM129 110V109H128ZM194 110H192V111H194ZM94 112V114H91V115H93V117L92 118H94L95 119V116L94 115H96V118H97V114L98 113H100L99 112V110H98V113L97 114H95L96 112H95V109L93 110ZM136 111V110H135ZM139 111H141L142 112V110H139ZM138 111V112H139ZM166 111V112H165ZM164 111V115H163V113L161 114V113H159V115H160V118H161V115L162 116H165L166 117V114L167 115H170L169 114V112L170 111H172V110H170L169 108H168V111L167 110H165ZM192 111H188V112H192ZM197 110H195V112H196ZM221 111V110H220ZM13 112V111H12ZM115 112V111H114ZM137 111H136V113H134V114H136L135 116H137V115H140V113L139 114H137L138 113ZM168 112V113H167ZM178 112V111H177ZM182 111H180V113H181ZM49 113V112H48ZM113 113V112H112ZM122 113H123V111H122ZM166 113V114H165ZM171 113H174V112H171ZM194 113V112H193ZM222 113V112H221ZM175 114H176V112H175ZM196 114V113H195ZM254 114V113H253ZM25 115V114H24ZM56 115V114H55ZM55 115H53V116H55ZM62 115V114H61ZM118 117L117 118H121V114L119 115V114H116ZM181 115H182V113H181ZM190 115V114H189ZM224 115V114H223ZM256 115V114H255ZM62 116H64V115H62ZM100 116L102 117V115H101V113H100ZM100 116H98V118L100 117ZM130 116H133V114L131 113L130 114ZM177 116V115H176ZM175 116V117H176ZM191 116H193V115H191ZM225 116V115H224ZM233 116H235V115H232V117ZM250 116H253L252 114L250 115ZM178 117H179V115H178ZM177 117V118H178ZM187 117V116H186ZM254 117H256V116H254ZM20 118V117H19ZM18 118V119H19ZM103 118H104V116H103ZM103 118L101 119H99V120H95L96 122L97 121H99V123H100V128L102 129V125L103 124H101V120L103 121ZM137 118V117H136ZM153 118H155V116H153ZM180 118V117H179ZM63 119V118H62ZM157 118H155V120H156ZM162 119V118H161ZM160 119V120H161ZM166 119V118H165ZM174 119H176V118H174ZM234 119H235V117H234ZM3 120V119H2ZM105 120V119H104ZM133 120H136L135 118L133 119ZM148 120V119H147ZM160 120H158V121H160ZM4 121V120H3ZM2 121V122H3ZM24 121V120H23ZM41 121V120H40ZM42 121H44V120H42ZM47 121H50L49 119L47 120ZM84 121V120H83ZM86 121V120H85ZM106 121V120H105ZM110 121V120H109ZM112 121H113V119H112ZM158 121H155V122H158ZM168 121H169V117H168ZM167 121V122H168ZM2 122H1V120H0V123L2 124ZM8 122V121H7ZM36 122V121H35ZM69 122V121H68ZM92 122H94V121H92ZM116 122V121H115ZM112 123V124H117L118 126H119V119H118V123ZM139 122H142V121H138V124H129L128 126H126L125 128H124V130H123V132H122V134L120 135V137H122V138H127V140H128V143H127V146L126 147H124L123 145L122 146H120L119 145V147L117 146V144H116V142L113 144V150H116L115 152H113V153H115V157H113V154H112V152H109V154L107 153L105 156H103V157H99V158H97V157H95V156H90V160H89V162H90V164H91V167H92V169H91V171L92 172H95V170H97L96 172H99L98 173V181H99V178H101V177H99L100 175L102 176L103 175V172L105 171V170H112L111 172L113 173V175L114 174H116L117 175V178L114 180V181H112V182H114L113 183V185H114V188L113 189H110V188H106L103 184H97L96 182H94L95 184H97V185H95L94 183H92V187L90 188V190H91V193H88L86 190H85V188L83 187V185H76V183H75V186L73 185V187H71V188H69L68 186H67V184H65V182H63L62 181V179L61 180H57L56 179V177H54V176H52V175H48V176H44V174L42 175V174H39V176H38V174H35L34 175V177H33V179H31L30 181L31 182H29V181H26L25 179H24V176H26V175H24L23 177H21V175L18 173L17 175L16 174H14L13 172V174L14 175H12L13 176V178H14V180L15 181H18L19 183H20V185L18 184V186H16L17 188H19L20 190V200H23L24 198H28L29 199V201L32 203V206H33V208H30V209H32V211L34 212H31L30 210H29V212H31V214L33 213V215H35V214H43V213H46V212H56V214H58V213H60V212H62V211H65V210H72L73 208V206H77L78 204H86V207H87V210L89 211V209L91 208V206H90V208L88 209V205H89V201H91L92 199H94L95 201H96V203H95V205H97V207L99 208V212L101 213V214H104L103 212H105V213H107L106 211H108V213H109V210H111L112 212H110L107 216H108V218L106 217V219H103V218H101V219H99L98 217L99 216H102V215H99L97 218L98 219H94L93 220V218H94V216H96V215H93L92 213H90L93 217H92V219H90V220H93V222H96L97 221V225L98 224H100L103 228H105V227H111V229L112 228H114L113 230H115V232H114V234L116 235V238H119V239H125V240H129V241H138V242H140L139 240H142L141 239V232H143L144 231V233L145 232H147V234L149 233V237H147L146 236V244H147V246H148V248H149V251L147 252V253H145L142 257H139V256H136L135 254L133 255V257H132V264H145V259H150L151 261V263H155V264H160V263H163L164 262V260L165 259H167L168 257H167V254H165L159 247H158V245H159V242L161 241V237H163V232H162V229L164 228L165 229V227L164 226H172L171 228H172V230L173 231H171L172 232V234H170L171 232H170V229L168 230L169 231V233L168 234H170L169 236L170 237H172V235L174 236V237H176V238H178L177 240H181V241H185V244H186V242L187 243H190V244H192V246H194V245H197V244H200V247L201 248H204V249H206L207 251H209V252H211V251H216L217 252V255H210V254H206L205 256L203 255V257H202V259H201V263L202 264H231L230 263V260L231 259H233L234 261H236L238 264H264V251H263V247H264V188L262 189V190H260V185H263V187H264V181L262 182L261 180H260V182L258 183V181L254 178V176L256 175V176H258V174H259V176H260V174H263L264 173V159H254L252 156H251V154H250V149H249V147L247 146V145H239V146H233L232 148H226V149H223V150H217V149H206V147L204 146V145H202V143H199V144H195L194 146L191 144V145H189V143H191L192 141H197L195 138H192V137H190V136H188V135H185V136H178V137H174V139H172V140H170L169 139V141L167 140V142H162L161 141V139L159 140V138H161V137H159L155 132V134L157 135V137H159V138H157V137H155L154 135H153V131L151 132L150 130H149V133L147 134L146 133V130H143V127H142V124H140ZM164 122H165V120H164ZM172 122H173V120H172ZM179 121L178 120H175V122L174 123H178ZM199 122V121H198ZM20 123V132L22 133V135H20L19 137L20 138H24V139H26L27 141H29L30 139H32V137H33V139H32V141H33V143H35V145L34 146H38V147H46V143L48 142L49 143V141H51V143H52V140H48V139H54L55 140V142H56V146H59L60 147V150H61V148L63 149L61 152L62 153H65V151L67 150V153L68 152H70V151H72L71 152V154L74 152V153H78L79 154V152L82 150V152L84 151V142L83 143H81V144H79L80 142L79 141H77L78 143H74L73 141H72V134H70V133H67V134H65V136H64V142L61 144V141H60V139H61V136H62V133H60V132H58V131H56L57 129H53L52 127H50L49 125V129H47V130H40V128L42 127V125H45V124H42V122H41V127L39 128L38 127V125L37 124H35V123H27V124H21V122H19ZM70 124H68V125H66L68 128H70V132L73 130V131H75L76 133L78 132L79 134H81L80 136H82V135H84V134H86L87 133V130L85 129V128H83V127H81V126H78V125H76L73 121L72 122H69ZM85 123V122H84ZM143 123V122H142ZM147 123V122H146ZM172 124L173 126H175L176 124ZM237 123V122H236ZM4 124V127L6 126L5 125V123H3ZM16 124V123H15ZM47 124V123H46ZM58 124V123H57ZM86 124H88V123H86ZM96 124V123H95ZM164 124V123H163ZM179 124H181V123H179ZM232 124V123H231ZM18 125V124H17ZM16 125V126H17ZM53 125V124H52ZM165 125V124H164ZM164 125H163V127H164ZM199 125V124H198ZM197 125V126H198ZM202 125V124H201ZM201 125L199 126V127H201ZM208 125V124H207ZM225 125H228V123H226ZM15 126V125H14ZM46 127H47V125H45ZM45 126H43V127H45ZM88 126H90V125H88ZM105 126V125H104ZM115 127H116V125H114ZM117 126V127H118ZM143 126H144V124H143ZM146 126H147V124H146ZM153 126V125H152ZM155 126V125H154ZM168 126H169V124H168ZM170 126H171V123H170ZM204 127H205V125H203ZM215 126V125H214ZM216 126H218V125H216ZM236 126V125H235ZM234 126V127H235ZM42 127V128H43ZM45 127V128H46ZM56 127V126H55ZM84 127H86V125L84 126ZM92 127H94V125H93V123H92ZM91 127V128H92ZM109 127V126H108ZM157 127V126H156ZM166 127H167V125H166ZM166 127H164V128H166ZM209 127H210V125H209ZM226 127V126H225ZM0 128H1V125H0ZM6 128H7V126H6ZM16 128V127H15ZM148 128V127H147ZM153 128V127H152ZM158 128V127H157ZM156 128V129H157ZM227 128V127H226ZM225 128V129H226ZM232 128H233V126L231 127L230 126V128L229 129H231L232 130ZM236 128V127H235ZM239 128V127H238ZM237 128V129H238ZM16 129H18V128H16ZM16 129H14V131L16 130ZM18 129V130H19ZM95 129V128H94ZM105 129H107V128H105ZM149 129V128H148ZM147 129V130H148ZM155 129V128H154ZM203 130H205V128H202ZM17 130V132L15 133L14 131H13V133L12 134H15V136H17L18 134V131ZM69 130V129H68ZM88 130H89V127H88ZM92 130V129H91ZM98 130V129H97ZM96 130V134H94V136H96L98 133H99V131H97ZM108 130H109V128H108ZM107 130V131H108ZM158 130V129H157ZM202 130V131H203ZM210 130V129H209ZM239 130H240V128H239ZM103 131V130H102ZM106 131V132H107ZM74 132V133H75ZM104 132L105 131H103V134H101L102 136H104ZM109 132V131H108ZM112 131H110V134L112 135V133H111ZM118 132V131H117ZM117 132H115L116 134H114L113 136H114V141H115V138L117 137ZM145 132V133H144ZM148 132V131H147ZM199 132H201V130L199 131ZM227 132H229L228 130H227ZM227 132H226V134H227ZM232 132V131H231ZM231 132L229 133L230 135H233V133L231 134ZM5 133V132H4ZM7 133V132H6ZM9 133V132H8ZM75 133V134H76ZM77 133V134H78ZM151 133H152V135H151ZM89 134V133H88ZM88 134H87V136H88ZM100 134V133H99ZM214 134V133H213ZM6 135V134H5ZM11 135V134H10ZM9 135V136H10ZM91 135H93L92 134V132H91ZM228 135V134H227ZM113 136H111V138H113ZM116 136V137H115ZM205 136V135H204ZM207 136H209V135H207ZM4 137V135L2 136V142H4V144H5V141L4 140H6V139H4L3 138ZM11 137H12V135H11ZM96 137H100V135L99 136H96ZM237 137V136H236ZM0 138H1V133H0ZM7 138H8V135H7ZM97 138V139H98ZM102 138V137H101ZM117 138H119V137H117ZM168 138H173V137H168ZM232 138V137H231ZM17 139V138H16ZM88 139V138H87ZM100 139V138H99ZM163 139V138H162ZM181 139H183L184 140V144H180V140ZM201 139V138H200ZM93 140V139H92ZM164 140V139H163ZM0 141H1V139H0ZM7 141V140H6ZM21 141V140H20ZM114 141H112V143L114 142ZM22 142V141H21ZM25 142V141H24ZM99 142V141H98ZM118 142V141H117ZM50 143V144H51ZM100 143V142H99ZM216 143V142H215ZM252 145H250V147H252L253 146V142H250ZM249 143V144H250ZM24 144V143H23ZM50 144H49V146H50ZM58 144V145H57ZM116 144V145H115ZM209 144V143H208ZM233 144V143H232ZM256 144V143H255ZM45 145V146H44ZM52 145H53V147H54V145H55V143L53 144L52 143ZM51 145V146H52ZM104 145V144H103ZM210 145V144H209ZM208 145V146H209ZM219 145V144H218ZM229 145H231V144H229ZM48 146V147H49ZM51 146H50V148H51ZM55 146V147H56ZM118 147L117 149H115V147ZM225 146V145H224ZM47 147V148H48ZM58 147V148H59ZM213 147V146H212ZM255 148H256V146H254ZM15 148V147H14ZM47 148H44V151H45V149H47ZM57 148V147H56ZM210 148V147H209ZM220 148V147H219ZM41 149V148H40ZM52 150L51 151H54L55 152V149L53 150V148H51ZM252 149H253V147H252ZM2 150H3V148H2ZM6 150V149H5ZM48 150H50L49 148H48ZM47 150V151H48ZM255 149H253V151H254ZM7 151L9 152V148H7ZM253 151L251 152V153H253ZM8 152H6V156H8L7 155V153ZM61 152H59L58 151V154H60V155H57V156H60V157H62L61 156ZM122 153H127L126 154V156H123V155H121ZM69 154V153H68ZM70 155V154H69ZM28 156V155H27ZM65 156V155H64ZM116 156H118V157H116ZM79 157V156H78ZM89 157V156H88ZM8 158V157H7ZM6 158V159H7ZM36 158V157H35ZM63 158V157H62ZM73 159L72 160H74V158H76L75 157V155H74V157H72ZM80 158V157H79ZM78 158V159H79ZM205 158H206V160L207 161H210V162H213L214 163V167H215V170H206V169H204V170H201L200 172H199V174H192L191 175V177L190 178H184V174H181V172H180V168H178L180 165H183V167L185 166L186 168H185V171L184 172H187L188 170V172L190 173V170H196V168L197 167H202V166H204V165H206V163L207 162H205L206 160H205ZM71 159V158H70ZM4 160V159H3ZM55 160V159H54ZM205 160V161H204ZM2 161V160H1ZM63 162V164H64V162H65V164L66 163H68L70 160H68V161H64V160H62ZM75 161V160H74ZM74 161H71V162H74ZM3 162V161H2ZM47 162H49V161H47ZM56 162H58V164H60V166H61V162L59 163V160L57 161L56 160ZM76 162V161H75ZM74 162V163H75ZM202 162L204 163L205 162V164H203L202 165ZM209 162V163H210ZM5 163H6V161H5ZM80 163H81V161H80ZM80 163H75V164H80ZM209 163H207V164H209ZM2 164V163H1ZM23 164V163H22ZM75 164H73L74 166H77V165H75ZM108 164H111V165H113L112 167H111V165H110V167H108L109 165ZM7 165V164H6ZM37 165V164H36ZM67 165V164H66ZM72 165V166H73ZM231 165H232V167H231ZM33 166H34V164H33ZM69 166V165H68ZM230 166V167H229ZM7 167V166H6ZM30 167V166H29ZM36 167V166H35ZM44 167V166H43ZM63 167V166H62ZM67 167V166H66ZM66 167H63V168H65V169H67ZM79 167V166H78ZM226 168V167H229L228 168V171H227V173H226V176H224L225 178L222 180V181H220L219 182V184H220V186H222L221 184H224V186L223 187H226L227 189H228V191L229 192H227L226 194L224 193V195L223 194H221L220 192L221 191H218V188H217V182L219 181V178H218V181H217V173H216V171L217 170H219L220 168L222 169V168ZM38 168V167H37ZM45 168H47V167H45ZM149 168H153V169H156V171H159V173H160V171H163L164 169H166V168H169V173L167 174V175H165L164 177H162V178H160V179H156V180H152L151 179V177L149 178H147L146 176L147 175H149V173L146 171L147 169H149ZM7 169H9V166H8V168ZM6 169V170H7ZM29 169H31V168H28V170ZM36 169V168H35ZM35 169H33V170H35ZM42 169V168H41ZM48 169V168H47ZM60 169H61V167H60ZM64 169V174L63 175H65L66 173V170ZM32 170V171H33ZM38 170V169H37ZM36 170V171H37ZM39 170H40V168H39ZM50 170V169H49ZM187 170V171H186ZM7 171H9L8 173L11 175V172H10V170H7ZM11 171H15V170H11ZM36 171H33L32 173L34 174ZM61 171V170H60ZM67 171H69V170H67ZM82 171V170H81ZM84 171V170H83ZM107 171V172H108ZM27 172V171H26ZM184 172H182V173H184ZM3 173V172H2ZM2 173H0V174H2ZM7 173V174H8ZM29 173H30V171H29ZM29 173H27V175H28V178H29ZM62 173V172H61ZM72 173V172H71ZM111 173V174H112ZM25 174V173H24ZM73 174V173H72ZM105 174H106V172H105ZM145 174H147L146 176H145ZM154 174V173H153ZM161 174V173H160ZM3 175V174H2ZM19 175V176H18ZM40 175H42V176H40ZM152 175V174H151ZM157 175V174H156ZM163 175V174H162ZM190 175V174H189ZM5 176H7V175H5ZM75 176V175H74ZM96 176V175H95ZM104 176H106V175H103L102 177H104ZM112 176V175H111ZM152 176H154V175H152ZM219 176V175H218ZM10 176H7V179H9V183L12 181V178H9ZM81 177H83L82 175H81ZM97 177V176H96ZM109 176H108V174H107V177H105V180H106V178H108ZM31 178V177H30ZM153 178V177H152ZM158 178V177H157ZM27 179V178H26ZM67 179V178H66ZM69 179V178H68ZM80 179V178H79ZM102 179V178H101ZM100 179V180H101ZM11 180V181H10ZM73 180V178L71 179V180H69V181H72ZM82 180H85V179H83L82 178ZM104 180V179H103ZM102 180V181H103ZM4 181V180H3ZM97 181V182H98ZM105 182V181H104ZM262 182V183H261ZM4 183H5V181H4ZM67 183H69L68 181H67ZM82 183V182H81ZM91 183V182H90ZM102 183V182H101ZM12 184H14V182H12ZM11 184V185H12ZM70 185H71V182L69 183ZM68 184V185H69ZM72 184H74V183H72ZM83 184V183H82ZM86 184V183H85ZM5 185H6V183H5ZM16 185H17V182H16ZM7 186V185H6ZM5 186V187H6ZM9 186H10V184L7 186L8 188H9ZM12 186H15V185H12ZM20 186V187H19ZM111 186V185H110ZM112 188V187H111ZM87 189V188H86ZM1 190V189H0ZM5 190V188L3 189V191ZM10 191H11V189H9ZM8 190V191H9ZM14 190V189H13ZM88 190V189H87ZM15 191V190H14ZM0 192H2V190L0 191ZM224 192H226V191H224ZM7 193V192H6ZM6 193H4L5 194V196H7L6 195ZM9 193V192H8ZM12 193H13V191H12ZM15 193H19L18 192V190L17 191H15L14 192V194ZM3 194V195H4ZM11 192L8 194L9 196H13V194H11ZM15 196V195H14ZM19 196V195H18ZM18 196H16V197H18ZM257 197V196H259L260 197V199H261V203H260V205L258 206V208L256 209V208H254V207H252L251 205H250V200H251V198L252 197ZM0 198H1V195H0ZM10 198V197H9ZM18 198V199H19ZM14 199V198H13ZM17 199V198H16ZM197 199L199 200L198 201V203L196 202V204H195V202H194V200H196L197 201ZM10 200V199H9ZM20 200H19V202H20ZM11 201V200H10ZM16 202H17V200H15ZM16 202H14V203H12V204H15ZM66 204H68V202H71V205H66ZM22 203V202H21ZM64 203V204H63ZM139 203H141V206L139 205V208L138 207H134L135 209H132L133 208V206L135 205V204H139ZM1 204V203H0ZM17 205H18V202H17ZM13 206V205H12ZM167 206H169L170 208H172V210H170V209H167ZM1 207H3V205L1 206ZM6 207H7V205H6ZM81 207V206H80ZM79 207V208H80ZM54 208H56V209H54ZM76 208V207H75ZM74 208V209H75ZM137 208V209H136ZM7 209V208H6ZM82 208H80V210H81ZM12 210V209H11ZM11 210H9V211H11ZM24 210H28V209H25L24 208ZM78 210V209H77ZM77 210H76V213H77ZM248 210H250L251 211V213H249L248 212ZM257 210H259V212H260V214H259V216H256L255 217V215L253 214V213H257L258 214V212H256ZM2 211H3V208H2ZM79 211V210H78ZM82 211V210H81ZM90 211H92V210H90ZM6 212H8V211H6ZM17 212H20V211H17ZM69 212V211H68ZM67 212V213H68ZM70 212H73V211H70ZM84 212V211H83ZM93 212V211H92ZM98 211H96V213H97ZM11 214H15V211L14 212H10ZM20 213H22V212H20ZM67 213H65V214H67ZM87 213V212H86ZM89 213V212H88ZM5 214V213H4ZM17 214V213H16ZM15 214V215H16ZM28 214V213H27ZM27 214H24V213H22V214H19L20 215V217H22V218H18V220H25L26 221V217H24L23 218V216H21V215H24V216H27ZM30 214V213H29ZM29 214H28V216H29ZM30 214V215H31ZM71 214V213H70ZM78 214H79V212H78ZM90 214H88L89 216H91ZM95 214V213H94ZM112 214V215H111ZM227 214H229V215H231V217L229 218V216L227 217ZM253 214V215H252ZM18 215V216H19ZM73 215V214H72ZM88 215H87V221L89 220L88 219ZM7 216V215H6ZM32 216V215H31ZM44 216V215H43ZM42 216V217H43ZM49 216V215H48ZM54 216V215H53ZM53 216H52V218H53ZM104 216V215H103ZM114 217V220L112 221V222H110L112 219L110 218V217ZM204 216H207V217H209L208 218V222H206V221H204L203 220V217ZM254 216V217H253ZM3 217H5L4 215H3ZM37 217V216H36ZM46 218L45 219H47V215L45 216ZM70 217V216H69ZM80 217V216H79ZM82 217V216H81ZM8 218V217H7ZM17 218V217H16ZM83 219L85 218L86 219V217H82ZM96 218V217H95ZM110 218V219H109ZM37 219V218H36ZM41 218H39V220H40ZM44 219V218H43ZM42 219V220H43ZM48 219H50V217H48ZM71 219V218H70ZM81 219V218H80ZM109 219V220H108ZM8 220H9V218H8ZM7 220V221H8ZM39 220H38V223H39ZM60 220V219H59ZM68 220V219H67ZM96 220V221H95ZM10 221V220H9ZM24 221V222H25ZM33 221V220H32ZM71 221V220H70ZM75 221V220H74ZM73 221V222H74ZM19 222V221H18ZM48 222V221H47ZM47 222H45V220L43 221V223L44 224H42L41 225V223H42V221H41V223H39L40 224V226H39V224L38 225H36V227H41V229H42V226H44L45 225V223H47ZM72 222V221H71ZM82 222H84V221H82ZM86 222V221H85ZM1 223V222H0ZM7 223V222H6ZM13 223V222H12ZM61 223V222H60ZM66 223H67V221H66ZM70 223V222H69ZM75 223V222H74ZM79 223V222H78ZM90 223H92V222H89L88 223V225L89 226H91V225H93V224H91L90 225ZM242 223H248V225L249 226H247V229H248V231L250 232V234L252 235V236H255V237H258L259 239H260V244L258 243V245H256V244H252V243H247L246 241H244V239L242 240V239H239V240H237V241H235V242H227L225 239H224V236L225 235H227L228 233H230V232H234L236 229H238V227L240 228V224H242ZM2 224V223H1ZM32 224V223H31ZM4 225V224H3ZM34 225H35V223H34ZM48 225H50L51 226V223L50 224H47V226ZM60 225V227H61V225L62 224H59ZM71 225V223L69 224V226ZM82 225V224H81ZM87 225V226H88ZM17 226H20V225H17ZM27 228H29V227H31L32 228V225H30L29 227H28V224H26L25 225ZM63 226H64V223H63ZM78 226H80V225H78ZM84 226V225H83ZM246 226V225H245ZM49 227V226H48ZM82 227V226H81ZM3 228H4V226H3ZM11 228V227H10ZM18 229H19V227H17ZM20 228H22V230L24 229V227L22 226V227H20ZM65 228H67L66 226H65ZM79 228V227H78ZM167 228V227H166ZM5 229V228H4ZM17 229V230H18ZM32 229H35V226H34V228H32ZM49 229H51V228H49ZM53 229H54V226H53ZM64 229V228H63ZM196 229H198V230H205V231H210V232H218L217 233V237L216 238H208V237H206V236H203V235H201V234H197V233H195V231L194 230H196ZM38 230H40V229H38ZM67 230L68 229H64V231H66L67 232ZM69 230H71L70 228H69ZM76 230L78 231V229H73V232H75V233H77L76 232ZM82 231H84L83 229H81ZM97 230V229H96ZM158 230H161V232H160V234H158ZM10 231H12L11 229H10ZM14 231H15V229H14ZM14 231H12V232H14ZM19 232H20V230H18ZM25 233L27 232V231H25V229L23 230ZM43 231V230H42ZM54 231V230H53ZM79 231H80V229H79ZM82 231H80V232H82ZM100 231V230H99ZM32 232V231H31ZM39 232V231H38ZM38 232H37V234H38ZM51 232V231H50ZM69 232V231H68ZM73 232L71 233V234H73ZM25 233H22V234H25ZM65 233V232H64ZM91 233V232H90ZM90 233H89V237H90ZM94 233H97V232H95L94 231ZM99 233V232H98ZM100 233H101V231H100ZM46 234V233H45ZM45 234H43V235H45ZM63 234V233H62ZM62 234H60V237H62L63 238V235ZM66 234V233H65ZM64 234V235H65ZM71 234H70V236H71ZM78 234V233H77ZM83 234V233H82ZM93 234V233H92ZM3 235V234H2ZM80 236H81V234H79ZM78 235V236H79ZM94 235V234H93ZM102 235V234H101ZM143 235H146V234H143ZM165 235H166V232H165ZM164 235V236H165ZM206 235V234H205ZM213 235V234H212ZM27 236V234H25V236L24 237H26ZM70 236H68V237H70ZM103 236V235H102ZM168 236V237H169ZM5 237V236H4ZM51 237H53V236H51ZM55 237V236H54ZM74 237H76V236H74ZM73 236H71V238L73 239L74 238ZM104 237V236H103ZM115 237V236H114ZM167 237V238H168ZM214 237V236H213ZM237 237V236H236ZM5 238H7V237H5ZM22 238V237H21ZM49 238V237H48ZM116 238H114V239H116ZM143 238V237H142ZM166 238V237H165ZM175 238V239H176ZM77 239V238H76ZM106 239V238H105ZM107 239H110V240H112V242H113V239H111V237H107ZM230 239V238H229ZM22 240V239H21ZM54 240V241H53ZM53 240H51L52 241V243H49L48 245H52V247H53V242H55V245H56V239H53ZM62 240V239H61ZM96 240H97V237H96ZM117 240V239H116ZM247 240V239H246ZM2 241V240H1ZM45 241H47V240H45ZM48 241H50L49 239H48ZM63 241V240H62ZM61 241V242H62ZM167 241V240H166ZM248 241V240H247ZM22 242V241H21ZM79 242H80V238H79ZM91 243H92V241H90ZM249 242V241H248ZM64 243V242H63ZM62 243V244H63ZM70 243V242H69ZM81 243V242H80ZM97 243V242H96ZM100 243V242H99ZM117 243V242H116ZM135 243V242H134ZM143 243V242H142ZM161 243V242H160ZM255 243V242H254ZM73 244V243H72ZM84 244V243H83ZM145 244V243H144ZM143 244V245H144ZM25 245V244H24ZM47 244H46V248L47 247H50V246H48ZM55 245H54V247H55ZM74 245V244H73ZM102 245V244H101ZM106 245H107V243H106ZM105 244H104V249H105V246H106ZM123 245V244H122ZM135 245V244H134ZM142 245V246H143ZM11 246V245H10ZM36 246V245H35ZM76 245H74V247H75ZM112 246V245H111ZM114 246V245H113ZM120 247H122L121 245H119ZM124 246V245H123ZM140 246V245H139ZM191 246V245H190ZM53 247V248H54ZM116 247V246H115ZM135 247V246H134ZM11 248V247H10ZM32 248V247H31ZM51 248V247H50ZM55 248H57V246L55 247ZM86 248H87V246H86ZM94 248V247H93ZM97 248V247H96ZM117 248V247H116ZM137 248V247H136ZM0 249H2V247L0 248ZM4 249V248H3ZM3 249H2V251H3ZM52 249V248H51ZM79 249V248H78ZM81 249V248H80ZM121 249H125L124 247L123 248H121ZM134 250H135V248H133ZM199 247L198 248H196V247H191V248H188V249H186V250H184V251H182V252H179L175 257H171L172 258V261H171V263L170 264H188L189 263V261L197 254V253H200V252H203L204 251V249H203V251H202V249H201V251L199 252ZM94 250V249H93ZM97 251H98V249H96ZM4 252H6V250L4 251ZM15 252V251H14ZM24 252H26V250L24 251ZM35 252V251H34ZM86 252V251H85ZM99 252V251H98ZM124 254H125V250H123L122 251ZM11 252H9V254H10ZM36 253V252H35ZM38 253V252H37ZM43 254H44V252H42ZM41 253V251H40V254L41 255H43ZM91 253H92V251H91ZM100 253H103V252H100ZM107 253V252H106ZM117 253H118V251H117ZM137 253V252H136ZM11 254H13V253H11ZM16 254V253H15ZM46 254V253H45ZM109 254V253H108ZM122 254V253H121ZM213 254V253H212ZM14 255V254H13ZM65 255V254H64ZM101 255H103V254H101ZM114 256H115V254H113ZM37 256V255H36ZM93 256V255H92ZM99 256V255H98ZM54 257V256H53ZM111 257H113V256H111ZM201 257V256H200ZM28 258V257H27ZM37 258H39V257H37ZM76 258H78V257H76ZM96 258V257H95ZM98 258V257H97ZM101 258H102V256H101ZM103 259V258H102ZM105 259H106V257H105ZM128 259V258H127ZM24 260V258L23 259H21L20 261H23ZM100 260V259H99ZM114 260V259H113ZM171 260V259H170ZM20 261H19V263H20ZM167 260H165V262H166ZM99 262H101V261H99ZM104 262V261H103ZM102 262V263H103ZM129 262V261H128ZM128 262H127V264H128ZM197 262H199V261H197ZM196 262V263H197ZM30 263V262H29ZM36 263V262H35ZM13 264H16L14 261H13ZM34 264V263H33ZM113 264V263H112ZM147 264V263H146ZM195 264V263H194ZM199 264V263H198Z\"/></svg>",
    "mask_w": 264,
    "mask_h": 264
}]
</instances>
